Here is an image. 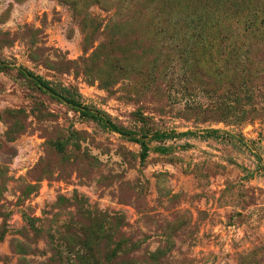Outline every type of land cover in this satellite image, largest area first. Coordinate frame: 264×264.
<instances>
[{"label":"rangeland","instance_id":"374dc122","mask_svg":"<svg viewBox=\"0 0 264 264\" xmlns=\"http://www.w3.org/2000/svg\"><path fill=\"white\" fill-rule=\"evenodd\" d=\"M0 63V264L105 237L165 264H264V0H0ZM20 69L176 137L143 159Z\"/></svg>","mask_w":264,"mask_h":264},{"label":"trees","instance_id":"16d2710c","mask_svg":"<svg viewBox=\"0 0 264 264\" xmlns=\"http://www.w3.org/2000/svg\"><path fill=\"white\" fill-rule=\"evenodd\" d=\"M203 17L198 20V24L192 20H185V23H190L188 28L198 27L200 26V22ZM188 21V22H187ZM208 19L203 22V29L201 30H214V27L209 26ZM182 23L183 20H182ZM209 26V27H208ZM221 39H224L223 35L219 34L218 36ZM10 66L6 64L0 63V69H7ZM19 72L29 78L36 86H38L41 90L49 94L52 98L57 101L68 105L74 111L78 112L81 116L92 119L94 121L100 122L104 125L105 128L110 130L111 132L117 133L122 137L138 143L142 148V157L146 159V155L149 151V143L152 141H160L167 137H176L175 133H155L152 137L149 136H141L137 137L134 134L126 131L121 128L117 124L113 123L111 120L105 118L99 113L93 112L87 106L83 105L80 101H78L75 97L64 95L54 89L48 82L43 80L41 77L34 75L31 72L20 69ZM224 75L218 74L217 77L222 78ZM211 135L217 134L216 131L208 132ZM187 135V134H178V137ZM108 227V226H107ZM101 241V242H100ZM99 239H90V240H82L78 241L75 244L81 246L86 250V252H68L67 255L63 254H53V257L49 259V264H165V260H167V255L157 251L145 257H136L132 255L130 252H124L118 250L120 246H126V243H123L120 240L113 239L111 237H105ZM103 245L105 250L102 252L93 251L94 246ZM133 247L136 246V243L132 244ZM1 261V259H0ZM168 261V260H167Z\"/></svg>","mask_w":264,"mask_h":264}]
</instances>
